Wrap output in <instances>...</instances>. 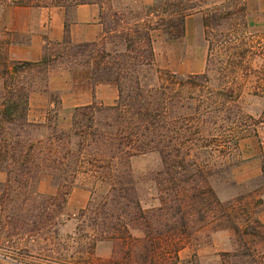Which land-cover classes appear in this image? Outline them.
Wrapping results in <instances>:
<instances>
[{"label": "rangeland", "instance_id": "rangeland-1", "mask_svg": "<svg viewBox=\"0 0 264 264\" xmlns=\"http://www.w3.org/2000/svg\"><path fill=\"white\" fill-rule=\"evenodd\" d=\"M157 1L113 0V5L139 9ZM38 2L42 6L61 2L71 12L76 1L35 0L33 4ZM210 2L219 8L234 6L232 0ZM244 5V18L224 22L223 28L215 27L211 34L204 26L203 14L196 12L187 18L186 34L179 40L169 41L160 31L154 32L155 67L145 68L146 84L158 85L159 76L168 73L184 77L207 74L215 88L219 84L218 70L224 65L220 60L242 53L243 48L264 53V0H244ZM6 6L0 0V42H20L19 35L4 31ZM104 11L109 24L112 18L106 5ZM229 37H234L237 50L227 43L221 45ZM209 41L219 45L213 53ZM0 50L3 57L5 46L0 45ZM78 52L75 44L52 45L46 58L49 63L20 73L17 84L29 92L48 91L50 70L83 68L85 58ZM263 64V57L252 61L254 68ZM2 70L1 65L0 73ZM244 84L241 106L260 120L264 97L251 93L250 82ZM3 85L0 74V112L4 109ZM49 98L52 107L45 123L23 127L20 110L10 122L0 118L4 129L0 145L8 151L3 167L11 171L10 175L3 171L8 180L0 184V264H151L152 257L155 264H264V119L232 153L224 148L193 152L194 159L212 170L202 185L212 189L216 200L211 205L204 204L203 209L200 203H187L184 214H180L176 200L163 203L164 185L169 181L160 175L165 166L158 152L133 158L124 184H118L115 193L113 184L101 182L91 174L79 175L64 188H59L49 176L20 183V163L12 161L11 156L20 151L23 128L30 143L41 141L45 145L54 132L72 131L76 109L60 116V93L50 92ZM28 113L29 108L27 120ZM76 142L77 139L72 140L73 144ZM60 190L68 191L65 203L53 201ZM152 218L161 226L153 225ZM159 232L164 236L158 238ZM173 244L179 247L178 260L171 252Z\"/></svg>", "mask_w": 264, "mask_h": 264}, {"label": "trees", "instance_id": "trees-1", "mask_svg": "<svg viewBox=\"0 0 264 264\" xmlns=\"http://www.w3.org/2000/svg\"><path fill=\"white\" fill-rule=\"evenodd\" d=\"M34 1L19 0L13 5L42 6L39 2L34 5ZM74 1L75 6L97 4L102 9L105 36L98 42L75 46L80 51L78 54L85 58L82 65L91 72L93 84H115L118 101L114 106L93 103L76 108L72 131L54 132L46 145L41 141L30 143L23 128L20 151H14L11 156L12 161L20 163V183L49 176L59 188H64L79 175L91 174L101 182L113 184L112 193H115L118 184H124L123 178L133 158L158 152L165 166L160 175L168 177L169 181L164 185L166 198L163 203L176 200L180 214H184L187 203H200L202 209L204 204L211 205L216 197L208 185L202 184L212 175V170L194 159V153L220 148L232 153L241 140L256 132L255 126L262 123L264 111L262 118L255 120L243 110L242 87L250 82L251 93L264 97V64L258 68L252 66L255 58H264V53L243 48L242 53L236 52L227 60H220L224 65L218 70L219 84L215 88L207 74L187 77L162 74L158 85H148L143 73L145 68L155 67L154 32L160 31L169 41L179 40L186 34L187 18L196 12L203 14L204 26L211 34L215 27L223 28L224 22L244 18V0H232L234 6L221 8L210 0H158L139 9L117 8L113 0ZM3 2L7 5L5 0ZM60 3L54 6L66 8ZM104 5L112 18L109 24L103 13ZM11 43L6 40L0 45L6 49ZM225 43L231 49H238L234 37L221 45ZM61 45H72L68 35ZM210 46L213 53L219 45L210 42ZM1 55L0 50V66H3L0 74L4 79L1 93L4 109L0 118L10 122L20 110L23 111L20 112L23 127L29 126L26 111L30 92L24 85L20 87L16 78L28 69L47 65L48 57L38 63H29L12 62L6 52L3 57ZM3 131L0 126V137ZM73 139H77L74 144ZM7 155L8 151L2 150L0 145V171L10 175L11 171L3 167ZM67 196L68 191L60 190L53 201L65 203ZM137 207L142 211L140 205ZM184 218L182 215L181 220ZM152 221L156 227L161 226L157 220L152 218ZM163 236L161 232L157 235L158 238ZM173 245L171 252L178 260L179 247ZM155 263L152 257L151 264Z\"/></svg>", "mask_w": 264, "mask_h": 264}, {"label": "crops", "instance_id": "crops-1", "mask_svg": "<svg viewBox=\"0 0 264 264\" xmlns=\"http://www.w3.org/2000/svg\"><path fill=\"white\" fill-rule=\"evenodd\" d=\"M5 1L4 31L8 35L20 36V42H12L6 48L8 59L12 62L38 63L48 55L52 45L63 44L66 35L75 45L98 42L105 36V27L101 21L102 9L97 4L78 5L68 12L62 7L19 6L13 5L19 0ZM50 92L61 95L60 116H65L67 110L93 103L114 106L118 101L117 86L113 83L94 85L91 72L86 68L53 69L48 74V91L30 92L29 123H45L52 107ZM7 180L8 175L0 171V184Z\"/></svg>", "mask_w": 264, "mask_h": 264}]
</instances>
